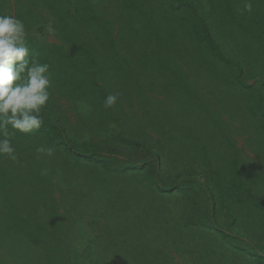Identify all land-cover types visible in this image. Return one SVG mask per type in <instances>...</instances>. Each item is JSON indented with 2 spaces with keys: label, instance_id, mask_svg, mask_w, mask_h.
I'll return each instance as SVG.
<instances>
[{
  "label": "trees",
  "instance_id": "16d2710c",
  "mask_svg": "<svg viewBox=\"0 0 264 264\" xmlns=\"http://www.w3.org/2000/svg\"><path fill=\"white\" fill-rule=\"evenodd\" d=\"M225 4L214 15L201 0H13L56 84L41 129L16 132L17 160L0 158V264H264V200L231 140L216 152L212 139L227 101L219 84L254 91L245 111L264 136V74L245 72L213 33L238 13ZM65 97L91 99L87 117L66 119ZM122 141L146 157L130 159L132 172L114 158ZM86 214L105 220L101 237H86Z\"/></svg>",
  "mask_w": 264,
  "mask_h": 264
},
{
  "label": "rangeland",
  "instance_id": "374dc122",
  "mask_svg": "<svg viewBox=\"0 0 264 264\" xmlns=\"http://www.w3.org/2000/svg\"><path fill=\"white\" fill-rule=\"evenodd\" d=\"M214 1L216 2V0ZM230 1L233 3H238L236 10L238 13L232 12L231 16H229L230 21L228 22L219 21L218 19L213 33H215V36L217 37L221 47L227 52V54L242 63L245 72L251 68H255L258 70V74H264V0ZM201 2L202 7H205L208 10V13L212 11L210 10L211 8L215 9L216 12L214 15L220 13L226 9V7H228L225 4V0L222 2L217 0V7L215 4L213 5V2L209 4L208 0H201ZM247 3H251V11L245 10L244 6ZM12 4L13 0H0V8L4 15L14 14V8ZM222 6L223 9L219 10L222 8ZM208 7L210 9H208ZM27 37L32 38L33 35L27 34ZM47 39L49 42H60L59 39L53 38L52 34H48ZM51 81L52 85L56 84L53 82L52 77ZM248 83L253 85L256 83V81H249ZM217 84L218 83L215 82L213 87L217 86ZM57 86L59 87V85ZM219 87L224 90L222 96L225 95L227 98V101L224 99L221 101L225 111V114H223L221 119H227L229 121L227 124L230 126V128L225 132H222V130L220 131V124H222L223 121L219 117L217 118V124H212V127L215 129V131L219 130V133L216 132L217 135L212 136V139H214L215 151L220 152L223 147L227 146L225 143L223 144L219 142V138H222L223 142H229V140H231L230 144L236 147L238 153L237 156L239 160L237 168L239 166V168L243 169L241 172H244L247 181L249 180L253 192L264 200V136H262V132L258 133L257 129L254 128V126H251V120L247 117L245 111L248 104L247 102L249 101V98L254 95V91L252 94H250L244 90H238L240 92L232 90L223 84H219ZM214 89L215 88H213V90ZM247 89L249 91L251 90V88ZM251 100L253 101L252 106L258 103L256 100ZM90 101L91 99H82L76 101L71 99L68 100L67 97H65L59 102V105L64 112L65 118L70 119L72 124H74L78 119H80V117H87L86 112H88V104ZM141 123H144V120H142ZM147 131L149 132V136L154 135V131H150L148 128ZM77 133L81 135L79 131H77ZM160 144H163L162 139L157 145ZM116 145L117 152L115 151V153L117 157L114 158L118 159V164L122 171L132 172L131 170H128L131 165V160L138 162L146 160L145 154H139L137 152L130 153L133 149V146L130 148V150H125L127 147L124 146L125 143L123 141L118 142ZM109 150H111V147ZM221 153L225 156L223 151ZM127 157L129 160H131L129 161ZM226 158H229V156L226 155ZM184 167H186V165H184ZM229 168L231 170L226 172L225 179L229 184H231L236 180V175L234 172H232L233 167L230 166ZM83 172L85 174V168L83 169ZM130 172L125 173V175L129 174L131 178L134 177ZM129 175L126 177L130 178ZM79 181L82 182L83 180ZM91 223L92 220L89 219L86 214L81 225L85 229L84 231L86 237L94 240L96 236L101 237L105 232V228L103 227L105 220L102 219L95 225Z\"/></svg>",
  "mask_w": 264,
  "mask_h": 264
},
{
  "label": "clouds",
  "instance_id": "9594fccd",
  "mask_svg": "<svg viewBox=\"0 0 264 264\" xmlns=\"http://www.w3.org/2000/svg\"><path fill=\"white\" fill-rule=\"evenodd\" d=\"M244 7L247 11L252 9L251 3ZM48 30L55 31L51 23ZM51 88L50 65L32 55L24 20L0 15V158L17 160L12 141L16 132L29 134L41 129L42 109L50 101ZM118 96L108 95L104 107L116 105ZM35 151L49 157L54 154V149L45 145Z\"/></svg>",
  "mask_w": 264,
  "mask_h": 264
}]
</instances>
